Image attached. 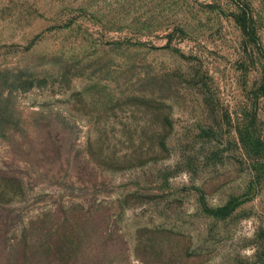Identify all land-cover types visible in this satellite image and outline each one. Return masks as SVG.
<instances>
[{
    "label": "rangeland",
    "instance_id": "1",
    "mask_svg": "<svg viewBox=\"0 0 264 264\" xmlns=\"http://www.w3.org/2000/svg\"><path fill=\"white\" fill-rule=\"evenodd\" d=\"M0 264H264V0H0Z\"/></svg>",
    "mask_w": 264,
    "mask_h": 264
}]
</instances>
